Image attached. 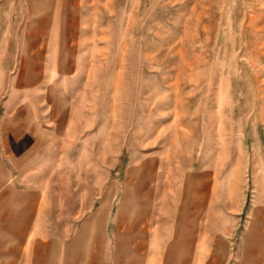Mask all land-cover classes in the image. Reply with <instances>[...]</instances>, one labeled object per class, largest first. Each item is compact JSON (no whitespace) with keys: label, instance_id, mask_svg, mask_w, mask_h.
I'll use <instances>...</instances> for the list:
<instances>
[{"label":"rangeland","instance_id":"obj_1","mask_svg":"<svg viewBox=\"0 0 264 264\" xmlns=\"http://www.w3.org/2000/svg\"><path fill=\"white\" fill-rule=\"evenodd\" d=\"M52 48L95 117L97 162L105 139L142 142L158 155L165 175L161 189L150 185L144 241L161 213H174L183 172L207 166L198 223L223 226L234 249L247 228L244 255L260 244L263 261L264 0H0V117L13 89L46 85ZM135 153L113 151V164ZM8 209L0 199V244ZM39 217L50 227L69 216L26 221Z\"/></svg>","mask_w":264,"mask_h":264},{"label":"crops","instance_id":"obj_2","mask_svg":"<svg viewBox=\"0 0 264 264\" xmlns=\"http://www.w3.org/2000/svg\"><path fill=\"white\" fill-rule=\"evenodd\" d=\"M51 53L46 85L13 89L0 117V199L9 207L0 264H143L145 256L159 264H264L257 255L260 244L253 255H244L247 228L234 249L223 226L198 223L202 189L213 176L207 166L183 172L174 213H161L159 227L150 228L145 242V201L150 185L161 189L165 175L158 155L142 142L113 146L105 139L97 162L95 117L79 105L68 61L59 53L55 60L53 48ZM133 128L126 125L125 135ZM127 150L136 152L134 157L113 164L112 152ZM32 213L69 217L49 227L41 217L27 222Z\"/></svg>","mask_w":264,"mask_h":264}]
</instances>
